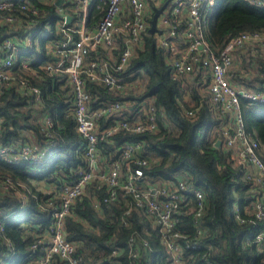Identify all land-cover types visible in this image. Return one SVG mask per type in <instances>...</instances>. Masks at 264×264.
Wrapping results in <instances>:
<instances>
[{
	"label": "built area",
	"instance_id": "built-area-1",
	"mask_svg": "<svg viewBox=\"0 0 264 264\" xmlns=\"http://www.w3.org/2000/svg\"><path fill=\"white\" fill-rule=\"evenodd\" d=\"M217 1L61 0L57 9L64 16L71 15L74 22L70 26L66 22L59 25L62 38L49 41L46 47L52 62L41 67L47 75L56 76L55 85L64 92L61 98L67 104L65 112L71 114L75 131L83 140L84 147L78 151L83 164L72 169L67 179L48 185L46 209L43 206L41 209L48 212L50 223L33 236L29 246L33 255L25 256L22 264H120L116 259L120 254L117 247L94 259L86 255L82 244L77 250L76 244L67 240L65 218L84 196L89 197L98 215L102 214L103 207L114 204L116 210L109 219L129 230L125 248L130 264L141 258L145 259L143 264H158L155 260H165V264H194L198 255L201 264H213L211 256L216 254V248L205 241L208 229L204 217L209 209L203 190L188 175L154 179L147 174L145 170L156 165L159 159L139 156V143L122 142L115 151L110 147L114 136L121 132L156 134L160 122H165L164 108L153 105L152 98L123 99L140 93L139 81H123L120 77L136 53L144 48V37L149 34L151 19L158 9L161 11L155 20L156 29L150 35L164 51L170 78L179 84L182 98L191 107L185 109V115L191 116L207 107L216 116L218 122L210 139L216 136L214 144L219 140L223 148L234 149L233 157L241 176L250 180L249 190L254 192L250 204L243 205L242 211L235 207L234 216L239 223H261V229L247 235L244 243L254 242L258 250L264 251V160L261 157L264 145L255 133L246 131L241 110V100L264 105V86L246 88L238 81L242 73L243 76L258 75V60L264 57V29L238 31L220 47H213L207 30ZM242 1L252 8L264 9V0ZM15 2L26 13L27 20L39 12L28 0H0V20L6 24L13 22L14 17L1 12L12 11ZM92 5L102 15L88 26L86 21ZM32 44L30 34L21 43L10 38L2 42L0 84L14 85L17 93L26 97L28 107L38 108L43 103L41 91L24 78H16L13 70L22 50ZM33 58L21 60L20 68L38 79L41 72L30 67ZM89 83L115 98L94 99L86 89ZM192 89L201 93L202 98L191 99ZM37 122L47 139L45 143L37 148L30 136L19 145L0 142V160L11 165L33 164L43 162L57 151L51 141L53 118L44 113ZM106 143L111 152L104 148ZM23 188L25 185L20 180L0 175V194L5 196L15 191L24 200ZM185 214L190 218L186 225L182 222ZM5 221L6 216L0 214L3 249L0 264H18L14 261L13 241L5 235ZM152 241L157 246H152Z\"/></svg>",
	"mask_w": 264,
	"mask_h": 264
},
{
	"label": "trees",
	"instance_id": "trees-1",
	"mask_svg": "<svg viewBox=\"0 0 264 264\" xmlns=\"http://www.w3.org/2000/svg\"><path fill=\"white\" fill-rule=\"evenodd\" d=\"M28 3L39 9L31 20L26 19V13L17 6V2L12 11L1 12L2 15L10 14L14 21L6 24L0 20V45L7 38L23 42L29 33V25H36L32 46L22 50L13 70L16 78L22 77L39 88L43 103L38 108L28 107L26 97L17 93L14 85L0 84V142L19 145L28 141L30 136L35 146L40 148L47 139L40 131L37 118L49 113L55 122L51 141L55 143L57 151L43 162L33 164L11 165L0 160V175L6 174L20 180L25 185L23 189L28 190L22 189L26 193L24 200L17 197L15 191H10L5 196L0 194V214L6 216L5 235L13 241L16 253L14 261L18 264L24 262L25 256L33 255V251L29 249L33 236L50 223L48 212L41 209V206L46 209V194L39 185L46 183L49 188L48 184L55 185L67 179L72 169L83 164L78 151L84 147L83 140L75 131L71 114L65 112L67 104L61 98L64 92L59 85H55L56 76L47 75L41 67L42 64L52 62L46 47L49 41L62 38L58 27L65 22L64 13L61 14L51 0H28ZM101 15L102 11L92 5L87 25H92ZM73 22L74 20L69 26ZM47 25L50 31L43 35ZM259 29H264V9L252 8L242 0H218L207 34L212 46L218 48L225 39L238 31ZM35 41L38 42V47ZM93 55L97 56L96 53ZM30 56H34L30 67L39 70L41 78L36 79L27 70L20 68V61ZM256 72V77L249 74L243 76L242 73V78L238 81L244 83L246 88L252 85L264 86V57L258 60ZM120 77L123 81L137 79L142 87L138 91L140 93L129 94L123 99L137 101L152 98L153 105L164 108L166 119L165 122H160L156 134L134 135L121 132L114 136L112 146L106 143L104 148L111 152L109 146L115 151L122 142L139 143V156L159 159L156 165L145 170L154 179L172 178L173 175L191 177L192 182L203 190L208 203L209 210L204 217V225L208 229L205 241L216 248V254L211 256L213 264H264V251L258 250L254 242L251 245L244 243L247 235L261 229V223H239L232 209L234 203L241 211L243 205L250 204L254 196V192L249 190L250 180H244L241 176L233 157L234 149L216 147V136L210 139L218 122L216 116L207 111V107L191 116L185 115V109L191 107L182 98L179 84L171 80L165 53L156 46L152 35H145L144 48L136 53ZM86 89L97 100L109 101L115 98L92 83ZM65 91L68 92L69 88ZM189 97L198 101L202 95L192 89ZM241 110L246 131L255 133L259 142L264 145V105L249 104L241 100ZM261 157L264 160L262 151ZM92 187L89 186L91 191ZM113 205L103 207L102 214L98 215L91 207L89 197L84 196L65 218L67 240L76 244L77 250L82 244L87 250L86 255L94 259L102 258L111 247H117L120 254L116 259L119 263L130 264L132 261L127 257L125 248L129 230L110 221V214L116 210ZM189 219V215L185 214L182 222L189 224ZM151 244L157 246L156 241ZM2 250L0 247V251ZM199 259L200 255L196 256L194 264H201ZM144 261V258L136 259L135 264H143ZM156 261L158 264H165V260H155V263Z\"/></svg>",
	"mask_w": 264,
	"mask_h": 264
},
{
	"label": "water",
	"instance_id": "water-1",
	"mask_svg": "<svg viewBox=\"0 0 264 264\" xmlns=\"http://www.w3.org/2000/svg\"><path fill=\"white\" fill-rule=\"evenodd\" d=\"M60 2H61V0H56L55 5H56V6L60 5ZM160 11H161V9H158V10L155 12V14L153 15V18L151 19V22H150V23H151V26H150V28L148 29V33H150V34H152V33L154 32V30H155V20H156V17H157V15L159 14ZM71 19H72V16H71V15H66V16H65V22H66V24H69L70 21H71ZM214 145H215L216 147H219V146H220V141H219V140L216 141Z\"/></svg>",
	"mask_w": 264,
	"mask_h": 264
},
{
	"label": "rangeland",
	"instance_id": "rangeland-1",
	"mask_svg": "<svg viewBox=\"0 0 264 264\" xmlns=\"http://www.w3.org/2000/svg\"><path fill=\"white\" fill-rule=\"evenodd\" d=\"M29 26H30V25H29ZM36 31H37L36 25H31L30 30H29L30 35H33ZM49 31H50V27L47 25V26H46V31L43 32V33H44L43 35H47V34L49 33ZM138 86H140V85H138ZM138 90H141V89L138 88ZM46 159H47V158H46ZM46 159H45V160H46ZM48 185H51V184H48ZM51 186H53V185H51ZM39 188H40L43 192H46V190H47V191L50 190V189L46 188V183H45V184H44V183H41V184L39 185ZM235 207H236V205H235V203H234V204L232 205V209H235Z\"/></svg>",
	"mask_w": 264,
	"mask_h": 264
},
{
	"label": "crops",
	"instance_id": "crops-1",
	"mask_svg": "<svg viewBox=\"0 0 264 264\" xmlns=\"http://www.w3.org/2000/svg\"><path fill=\"white\" fill-rule=\"evenodd\" d=\"M71 21H72V19H71ZM71 21H70V22H71ZM69 24H70V23H69ZM155 26H156V25H155ZM30 27H31V26H29L28 28L30 29ZM155 29H156V27H155ZM153 33H154V32H153ZM153 33H152V34H153ZM149 34H150V33H149ZM138 88H139V89H142V87H140V86H138ZM186 100H187V99H186ZM46 188H48V187L46 186Z\"/></svg>",
	"mask_w": 264,
	"mask_h": 264
},
{
	"label": "bare ground",
	"instance_id": "bare-ground-1",
	"mask_svg": "<svg viewBox=\"0 0 264 264\" xmlns=\"http://www.w3.org/2000/svg\"><path fill=\"white\" fill-rule=\"evenodd\" d=\"M35 163H39V162H35Z\"/></svg>",
	"mask_w": 264,
	"mask_h": 264
},
{
	"label": "clouds",
	"instance_id": "clouds-1",
	"mask_svg": "<svg viewBox=\"0 0 264 264\" xmlns=\"http://www.w3.org/2000/svg\"><path fill=\"white\" fill-rule=\"evenodd\" d=\"M28 34H30V33H28ZM32 36V35H31Z\"/></svg>",
	"mask_w": 264,
	"mask_h": 264
}]
</instances>
